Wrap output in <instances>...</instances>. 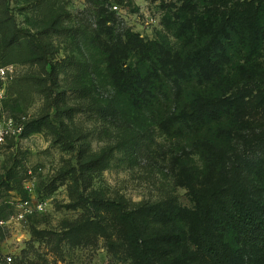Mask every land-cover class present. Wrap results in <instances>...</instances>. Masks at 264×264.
<instances>
[{
	"label": "trees",
	"instance_id": "obj_1",
	"mask_svg": "<svg viewBox=\"0 0 264 264\" xmlns=\"http://www.w3.org/2000/svg\"><path fill=\"white\" fill-rule=\"evenodd\" d=\"M87 1L96 9L94 23L75 21L70 0H0V68L35 69L19 82L44 101L22 136L47 132L76 153L77 169L64 178L73 183L71 199L120 223L133 264H234L227 231L264 252V200L237 192L234 177L227 185L239 135L263 117L264 0L163 2L153 39L120 28L108 0ZM85 119L101 124L100 136L109 139L98 152L78 123ZM136 119L150 120L176 145V185L188 191L193 209L175 195L132 202L96 192L90 201L80 193V182L89 189L122 156L135 160ZM71 229L101 226L88 218ZM28 254L12 259L0 250V264H47L37 251Z\"/></svg>",
	"mask_w": 264,
	"mask_h": 264
},
{
	"label": "rangeland",
	"instance_id": "obj_2",
	"mask_svg": "<svg viewBox=\"0 0 264 264\" xmlns=\"http://www.w3.org/2000/svg\"><path fill=\"white\" fill-rule=\"evenodd\" d=\"M174 1L108 0L107 9L114 13L120 28L153 39L162 29V3ZM69 9L75 21L94 23L96 9L89 1L70 0ZM15 14L20 24L25 22L23 15ZM0 70H4V74L0 71V121L13 119L27 131L32 121L43 114L44 101L35 89L25 88L19 81L33 75L35 69L12 65ZM83 121L78 120V123H83V131L90 133L94 152L109 144V139L100 136L101 124L94 120ZM134 122L133 129L138 132L135 160L131 161L129 155L122 156L123 160L117 165L95 176L89 189L85 190L80 182V193L90 201L88 197L96 192L105 199L121 196L132 202H159L175 195L183 208L193 209L195 204L188 191L176 185L175 161L179 156L176 145L150 120L142 124L138 119ZM252 123L248 125L249 130L239 135L236 152L227 159V185L234 177L231 183L237 192L257 203L264 200V112L262 118ZM190 160L192 165L198 164L197 158ZM76 169V153L55 145L47 132L30 131L7 142L0 160V221L4 222L0 227L5 236L0 250L3 256L16 259L27 250L28 257H32L35 250L47 264H133L120 223L110 213L91 204L82 206L87 201L78 205L71 199L73 183L64 178H70L68 176ZM27 186L32 192H28ZM50 187L56 188L52 194L48 193ZM23 200L31 201L29 208H22ZM21 213L24 219H19ZM88 218L100 224V231L74 232L71 229ZM102 229H106V233ZM225 239L227 253L234 264H264V252L247 246L232 232L227 231ZM189 244L192 246L194 241ZM192 250H198L196 244Z\"/></svg>",
	"mask_w": 264,
	"mask_h": 264
},
{
	"label": "built area",
	"instance_id": "obj_3",
	"mask_svg": "<svg viewBox=\"0 0 264 264\" xmlns=\"http://www.w3.org/2000/svg\"><path fill=\"white\" fill-rule=\"evenodd\" d=\"M4 74V70H0ZM23 127L21 125L15 124L13 119H6L3 122L0 121V160L2 157V150L7 145L9 140H14L16 137H20L23 133ZM28 192H32L30 186L26 188ZM31 205L30 200L21 201V206L23 209L29 208ZM39 209H42V204H39ZM22 209V210H23ZM24 214L19 215V219H24ZM0 225H4L3 221H0Z\"/></svg>",
	"mask_w": 264,
	"mask_h": 264
}]
</instances>
